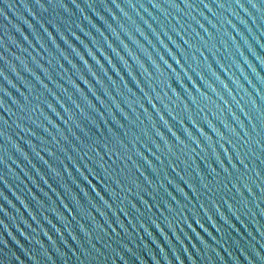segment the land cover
Listing matches in <instances>:
<instances>
[{
    "label": "water",
    "instance_id": "water-1",
    "mask_svg": "<svg viewBox=\"0 0 264 264\" xmlns=\"http://www.w3.org/2000/svg\"><path fill=\"white\" fill-rule=\"evenodd\" d=\"M0 264H264V0H0Z\"/></svg>",
    "mask_w": 264,
    "mask_h": 264
}]
</instances>
